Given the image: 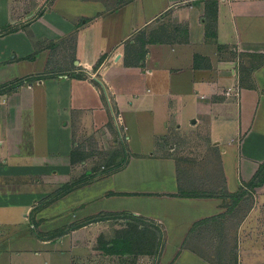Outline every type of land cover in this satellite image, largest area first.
Listing matches in <instances>:
<instances>
[{"label":"crops","instance_id":"crops-1","mask_svg":"<svg viewBox=\"0 0 264 264\" xmlns=\"http://www.w3.org/2000/svg\"><path fill=\"white\" fill-rule=\"evenodd\" d=\"M214 1L0 0V264H264V0Z\"/></svg>","mask_w":264,"mask_h":264},{"label":"trees","instance_id":"trees-1","mask_svg":"<svg viewBox=\"0 0 264 264\" xmlns=\"http://www.w3.org/2000/svg\"><path fill=\"white\" fill-rule=\"evenodd\" d=\"M212 7L213 10H215L216 8V0L214 1V3L212 4ZM207 10V9H206ZM17 27L15 26H5L4 28H2L0 30V35L3 34V33H9V32H13L14 30H16ZM259 58L260 56H252V58ZM263 58L260 60V62L263 61ZM256 60V59H255ZM259 62V63H260ZM259 63H256V64H252L250 67H249V70L250 69H253L254 67H256L257 65H259ZM45 75L43 74H40V75H36L34 77H26L25 79H22V80H17L15 82L12 83V85H10V88H16L20 83H23L24 81L26 82H30L31 80H35V79H41V78H44ZM119 148L116 149V151L114 152L115 154L113 155V157H117L119 156L120 159L116 165V168L115 169H112L110 166V170H108L109 172H111L112 170H117V169H120L121 167H123L126 163H127V160H128V153L126 152V149H125V146L123 145V143H121V141L119 142ZM82 152L79 150V149H75L73 152H72V160H78V158L80 156H82ZM105 173V172H104ZM263 177H264V165H262V167L258 170L257 174L255 175V178L254 181H252L253 184H259L262 182L263 180ZM93 177L90 176V177H87L85 179H82V180H76L75 182H69V183H65L63 184L59 189H57V193L56 195H60V194H64L66 193L68 190H70L71 188L73 187H78L80 185H83V184H86L88 183ZM40 204L36 207H34L32 209L31 212H33L35 209H37V207H39ZM127 219H132V221H136L138 220L139 218L138 217H135L134 215H132L131 213H128V212H125V213H122ZM113 218V214L112 213H106V214H98V215H94V216H91L89 217L88 219L84 220L83 222H79V223H76V224H70L68 225L67 227L63 228V229H59L58 231H55L57 232V234H61L63 233L64 231H67V230H70L72 228H78V227H81L82 225L84 224H88V223H92V222H98V221H101V220H104V219H111ZM32 221H34L32 219ZM134 227V226H133ZM131 227V228H128V236H129V240L127 239L125 241V245L124 244H119V242L116 240L114 241L113 244H111V247H107L105 244H101V247H102V250H115L117 249L119 246L121 248V252L123 253H133V252H137V251H134L136 250L135 249V246L136 243H135V235H134V228ZM145 228H143L142 230H139L141 232L144 231ZM113 242V241H112ZM128 242V244L126 243ZM126 249V250H125Z\"/></svg>","mask_w":264,"mask_h":264},{"label":"rangeland","instance_id":"rangeland-1","mask_svg":"<svg viewBox=\"0 0 264 264\" xmlns=\"http://www.w3.org/2000/svg\"><path fill=\"white\" fill-rule=\"evenodd\" d=\"M123 140V139H122ZM87 142L85 143L86 149L84 152V157L87 159V162L85 165H77L76 168L74 169L75 171L79 172V169L82 168V173L74 177L72 182H75L76 180H82L87 177L92 176L93 178L90 180V182L94 179H96L98 176H100L102 173H109L108 170H110L109 166L112 169L116 168V165L119 161V158H114L113 155L115 154L114 152L116 151L113 148H109L108 145L111 144V141H109L107 144V147L102 146V144L97 143L96 141L90 139L86 140ZM112 146V145H111ZM128 162V160H127ZM126 164L121 167L120 169L124 168ZM113 171V170H112ZM53 199V196L49 198V200ZM48 200V201H49ZM47 202V201H46ZM132 220V219H128ZM63 229V228H61ZM58 231V230H57ZM57 234V232H56ZM97 238V237H96ZM102 239L95 240L94 241V250H99L102 249L101 244H102ZM128 244V242H126ZM99 247V248H98ZM93 250V251H94ZM89 261L91 262V259L89 258ZM132 264H135L134 260H131ZM79 264H93V263H88L87 262V257H83L82 260L78 262ZM103 260L100 259L99 261H96L95 264H102ZM107 264L110 263V261H106Z\"/></svg>","mask_w":264,"mask_h":264}]
</instances>
